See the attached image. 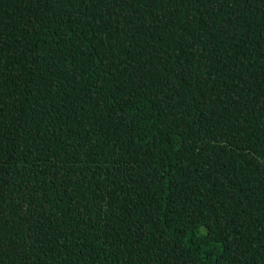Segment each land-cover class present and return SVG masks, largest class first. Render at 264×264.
<instances>
[{
  "label": "trees",
  "instance_id": "trees-1",
  "mask_svg": "<svg viewBox=\"0 0 264 264\" xmlns=\"http://www.w3.org/2000/svg\"><path fill=\"white\" fill-rule=\"evenodd\" d=\"M0 264H264V0H0Z\"/></svg>",
  "mask_w": 264,
  "mask_h": 264
}]
</instances>
